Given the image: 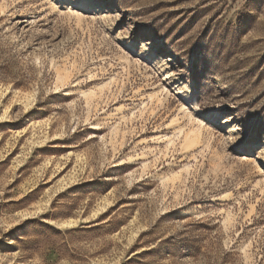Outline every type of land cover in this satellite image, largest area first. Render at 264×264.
Instances as JSON below:
<instances>
[{
    "label": "rangeland",
    "instance_id": "374dc122",
    "mask_svg": "<svg viewBox=\"0 0 264 264\" xmlns=\"http://www.w3.org/2000/svg\"><path fill=\"white\" fill-rule=\"evenodd\" d=\"M0 264H264V0H0Z\"/></svg>",
    "mask_w": 264,
    "mask_h": 264
}]
</instances>
